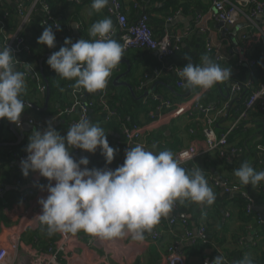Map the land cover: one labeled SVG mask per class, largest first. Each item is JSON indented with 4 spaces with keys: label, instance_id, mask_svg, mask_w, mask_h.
<instances>
[{
    "label": "crops",
    "instance_id": "obj_1",
    "mask_svg": "<svg viewBox=\"0 0 264 264\" xmlns=\"http://www.w3.org/2000/svg\"><path fill=\"white\" fill-rule=\"evenodd\" d=\"M33 1L34 0H1L0 9L12 14V18L16 19L18 23H22L23 20L27 18L23 32L27 42L34 45L36 48L32 30L43 22L44 9L40 6L35 7ZM137 1L138 0H124V12L128 19L130 21H137L145 10L150 14L151 25L157 38H161L167 30L173 34L182 36V41L179 45L181 50H179L185 55H196L198 53H202V56L208 55L206 50L203 49H205V42L209 36L214 44L220 46L221 51L224 56H226V60L232 64L233 61L240 58L245 53L244 47L253 44L254 42L252 41L256 40L257 36L260 34L255 25L264 26L263 16L255 17L253 20H250L246 16H242L239 22L230 28L224 27L221 22H217L209 17H206V19L202 21V24L199 25L196 21V17L198 14L208 12L212 8L213 1L206 11L196 14H178V12H176L172 16H169L165 12L157 11L156 8L162 5L159 1L141 0V2L138 1V3ZM91 2L92 0H74V4L60 15L59 19L61 21L63 18L69 20L67 27L62 25V28L65 33L70 35L73 42L81 38L83 39L84 32L89 36V28L94 22L105 17H110L113 23V19L108 13L110 0L108 5L100 12L91 10ZM19 6H22L24 9V14L19 12ZM169 17H171V20L168 19ZM190 18H192V20ZM244 34L248 35V39L243 38ZM112 39L120 43V37L118 35H114ZM59 43H61V41H59ZM159 63L156 51L148 49H131L122 57L118 65V70L110 81L113 82L117 75L126 72L121 81L129 83L134 92H131L127 86H114L128 89L133 95L136 90L134 85L139 83V81L140 84L141 80L144 83L145 92L152 90L156 82L157 85L155 89L152 90L150 97L156 96L161 100H165V97L170 95V86L169 84H164L162 86L158 81V77L162 74V71L158 68ZM200 63L201 58L198 61V64ZM181 65L180 67H182ZM181 89L186 90L184 96L188 95L187 92L189 89L185 87ZM97 93L98 91L95 93H88L90 94L89 98L96 97ZM193 95H201V99H204L207 103H216L221 99L232 103H238L237 101L241 99L231 93V84L229 82H223L216 84L207 91H202L199 88L192 89L191 93L188 95L189 97L187 96L188 98L174 101V103H187V100ZM228 95L230 96L229 98H227ZM68 99L71 101V95L68 96ZM44 104L45 95L40 106L43 107ZM57 109L61 110L60 103L50 98L48 108L46 109L48 112L46 114H40L37 110L25 108L24 112L21 114L20 121L27 123V120H34L35 124L33 126H36L37 130H43L47 127V121L52 120L53 127L61 135H66V126H69L66 123V116L56 115ZM112 110L115 111L114 109ZM171 114V109L162 108L156 112L153 121H150L146 116H140V120L144 124L142 126L143 140L141 143L145 145L146 150L147 148H149V150H156L157 152L169 150L174 153L181 147H186L193 142V136L189 131L197 125L198 119H194L190 116L189 112H184L177 118H173ZM115 115H117L116 111ZM61 120H65V123H60ZM88 120L93 124L98 123L105 130L109 145L117 149L115 158L108 167L114 170L119 165H122L125 159V150L128 148L117 142L118 136L112 129L107 127L106 123H108V120L105 115H103V113L98 115L89 110ZM1 121L2 118H0V143L2 144L0 145V248L6 247L9 250L10 259L14 258L15 264H26L24 263L26 259L28 262L27 264H34L36 253H45L49 248H57L64 243V239L68 234H70L72 238L68 241L67 246L65 245L66 249L63 250L61 254L64 264H166L165 261L169 246L183 238V235H181L184 231V225L181 222L183 218L187 219L188 227H190L194 233H197L200 229L201 226H199V224L205 226L207 221L212 224V227L209 228L210 232L202 236L208 238L209 241L212 242L210 243L212 246L211 248H204V251H202L203 249H201L200 245L197 250L193 248L194 244L192 241L184 240L182 250L186 254L188 264H202L219 254L225 256L226 253L223 250H228L230 247H233L231 245L232 235L242 232L243 228H246L247 225H244L242 219L239 217L241 209L237 201L241 198L242 192L226 193L223 188H221L220 185H216L215 182H219L220 179L222 180L224 177H229L231 183L241 184L239 179L235 177L233 170L239 168L245 161L252 167L258 166L259 170L264 171V155L261 152L257 153L256 149V142L264 134L263 113V115L257 119L256 123L251 126L252 136L251 140L247 142L246 149L235 154L229 160L228 167L225 165L224 161L219 160L213 153L204 155L184 167L187 170L199 168L204 177L205 174L209 175L208 178L205 177V179L209 187L215 193L216 199L213 205H198L188 201L183 203L178 201L179 209L173 214L178 218L176 225L170 226L169 224V220L172 216L168 215L167 217H162L151 232H146L144 234V239L142 241L133 240L130 235L102 240L83 231L76 234L57 232L49 235L47 226L41 224L36 218V216L41 213V205L38 201L41 198H46L48 195L46 188L41 190L39 185H47L49 181L40 176L38 172L30 170L27 177L21 172L22 156L26 153L25 146L29 142V136L32 131H24V136L20 143L13 145L11 143L16 142L17 138L10 128V121L9 123H5V125H2ZM57 121H59V123H56ZM18 122L19 121H17V123ZM17 123H15L16 130L21 131L23 125L18 126ZM218 124L223 128L230 124V122L227 121V119H222ZM196 136L201 137L200 129H198ZM149 137L160 138L162 143L161 148L147 145L146 140ZM14 149L18 151L14 152ZM70 154L73 158L76 157L77 161L81 157H87L89 159V164L87 165L89 169H100L104 167L103 163L105 164V158L101 154L99 147L95 153H89L85 150L78 149V154L75 156V149H72ZM81 167L83 168L84 166ZM51 183L54 184L55 181ZM245 187L256 198L257 205L255 204V209L264 216V203H260V200H262L260 198V193L256 190V187H253L251 184ZM248 230V234H246L247 237L244 239L241 238L242 243L254 242L255 230L250 225L248 226ZM155 232H161V237L154 240L153 236ZM14 246H17V248L14 249ZM261 251L264 250H258V253Z\"/></svg>",
    "mask_w": 264,
    "mask_h": 264
},
{
    "label": "clouds",
    "instance_id": "obj_2",
    "mask_svg": "<svg viewBox=\"0 0 264 264\" xmlns=\"http://www.w3.org/2000/svg\"><path fill=\"white\" fill-rule=\"evenodd\" d=\"M108 3L92 0L91 10L100 12ZM112 31L110 17L94 22L88 32L92 39L73 42L66 37L47 64L61 78L74 80L77 89L88 93L105 89L124 52L123 46L110 37ZM37 43L49 49L56 47L52 26L44 28ZM13 58L9 47L0 49V118L17 123L25 110V101L20 97L26 81L24 72L15 70ZM184 58L189 62L177 75L186 89L207 91L231 78V68H221L207 55L195 65L189 57ZM98 147L105 158V167L100 169H89L87 157L77 161L70 154L72 149L95 153ZM25 151L22 174L27 177L31 170L49 181L39 185L48 195L38 201L41 213L36 216L47 226L49 235L83 231L102 240L130 235L142 241L146 232L171 213L177 201L211 206L216 199L202 171L185 169L169 150L155 153L137 144L125 150L122 165L111 169L108 165L117 149L109 145L105 130L86 118L72 124L66 135L53 127L52 120L47 121L45 129L32 131ZM234 175L245 186L254 187L264 181V171H256L246 161L234 170ZM205 264H225V258L219 254ZM238 264H253V260L245 255Z\"/></svg>",
    "mask_w": 264,
    "mask_h": 264
},
{
    "label": "built area",
    "instance_id": "obj_3",
    "mask_svg": "<svg viewBox=\"0 0 264 264\" xmlns=\"http://www.w3.org/2000/svg\"><path fill=\"white\" fill-rule=\"evenodd\" d=\"M33 3L35 7L40 6L44 9L43 22L48 23L49 21H52L55 27L59 26V18L53 16L50 7L44 2V0H34ZM19 12L23 14L25 13L22 6H19ZM177 12L179 14L181 13V10ZM108 13L115 20L110 37L113 38L114 35H118L120 37V44L124 48L123 56L131 49H148L156 51L159 60L162 61V69L172 71L178 78L177 85L179 87H184V81L177 75V72L182 69V67L174 62V64L171 63L172 57H174L180 49L179 45L182 41L181 35L173 34L167 30L161 38H157L151 25L149 13H143L137 21H130L124 12V0H110ZM5 14L9 15L10 13L5 12ZM242 16H246L250 20H253L258 16L264 17V0H213L212 8L204 14H198L196 21L199 25H201L202 21H204L206 17H209L217 22H221L224 27L226 26L230 28L235 26ZM168 19L171 20V17ZM26 22L27 18H25L22 23H19L17 29L10 35L5 43V46L11 49L13 56L18 50V46L24 42L23 29ZM255 27L258 29L260 34L264 35V26L255 25ZM243 38L248 39V35L244 34ZM162 48L165 49L162 51ZM205 50L209 52L217 62H223L226 60L220 46L214 44L213 40L209 36L205 42ZM239 59L242 62L254 64V61L250 62L249 58L244 56V54ZM222 68L228 67L223 66ZM117 70L118 66L112 71L106 88L98 90V93L102 98L101 104L110 115H115V111L109 107L107 96L109 93L110 80H112L115 76ZM226 82L231 84V93L236 97L241 98L240 101H243L244 107L236 110L234 121L230 122V124L223 128L220 127L218 123L222 119H227L230 106H233L232 102L224 101L220 107H217L214 104L202 105L200 103L202 96L193 95L189 100H187V103L184 104L183 102L173 103L170 99H165L161 100V104L156 106L157 110H161L162 108L171 109V116L173 118L179 117L184 112H189V115L192 116L194 111H199L197 125L189 131L193 136V142L174 152V156L181 162L182 167H186L198 158L213 152H217L219 157L224 160H230L235 154L246 149L237 147L236 145L230 143V138L234 129L242 121L249 117V112L255 103L260 102L261 108L264 110V83L257 89L253 90L249 96H245L246 89L253 87L252 80L249 79L244 84L229 80ZM140 88H144L143 82L140 84ZM39 89L45 93L47 87H45V85H41ZM70 89L75 95L74 102L70 106H66L64 109L59 110L58 115L71 116L76 111L79 112V117L76 120H72V124L77 123L81 118L89 119V106L82 100L84 97L82 88L77 89L75 87H70ZM154 98L158 97L155 96ZM146 101L147 99H144V102ZM154 117L155 115L153 118ZM23 123L24 121H19L17 125L22 126ZM27 123L34 125L35 121L27 120ZM142 129L143 128L141 126H124L123 138L125 141L123 142L117 140V142L121 145L127 146V148H131L137 144H140L145 148V145L141 143L143 140ZM198 129H200L201 137L196 136ZM256 149L257 153L261 152L264 155V134L256 142ZM77 154L78 149H75V156H77ZM26 155L27 153L22 156V159L26 158ZM74 159L77 160L76 157ZM215 184L220 185L226 193L242 192V196L249 201L248 211L254 209L255 202L246 194V191L243 190L240 185L231 183L227 178H222V180L220 179V181L217 183L215 182ZM260 187L264 192V181L260 182ZM178 209L179 202L177 201L170 213L172 215L169 220L170 226L176 225L178 221L177 216L173 215L178 211ZM181 222L184 225V231L183 234H181L183 235V238L169 246L168 253L166 255V264H188L186 254L182 250L184 240L195 242L198 237H202L205 234L204 227H201L197 233H194V231L188 227L187 219L183 218L181 219ZM258 223H264V216L261 214L259 215ZM160 237L161 232H155L153 239L155 240ZM71 238L72 236L68 234L64 239V243L57 248H49L45 253H36V260L34 264H64L61 254L62 251L66 249L65 245L67 246V243ZM16 248L17 246H14V249ZM211 260L212 259H209L207 261L210 262ZM205 262L203 264H205ZM225 262L229 264L228 259H225ZM0 264H15V259H10L9 250L6 247L0 248ZM231 264H238V261Z\"/></svg>",
    "mask_w": 264,
    "mask_h": 264
},
{
    "label": "trees",
    "instance_id": "obj_4",
    "mask_svg": "<svg viewBox=\"0 0 264 264\" xmlns=\"http://www.w3.org/2000/svg\"><path fill=\"white\" fill-rule=\"evenodd\" d=\"M141 2V0H138ZM137 1V3H138ZM159 1L162 5L157 9L159 12H165L169 16L174 15L177 11L181 10L182 14H196L202 11H206L210 5L212 4L213 0H153ZM44 2L50 7L53 16L56 18H60V15L69 9L70 6L74 4V0H44ZM150 15V14H149ZM113 19V18H112ZM151 21V20H150ZM69 20L67 18H63L62 21L59 19V30L57 31L56 27L54 26L52 21L48 23L42 22L37 28L32 30V34L36 43V48L34 45L27 42V39L23 32L24 42L20 46H18V50L14 55L13 63L15 70L24 72L25 74V81H26V89L25 92L21 95V99L24 101L32 102L38 106L42 104L43 98L45 93H43L39 88L41 85H45L48 87L50 91V98L51 100H55L61 105V109L70 106L75 99V95L73 94L70 87H74V80H68L61 78L50 66L47 64V59L49 56L54 52L58 51L61 46L64 45V40L66 37L71 38L68 33L63 31L62 25L67 27ZM113 23L115 24V20L113 19ZM19 23L16 19L12 18V14L6 15L4 10L0 9V49L5 47V43L7 42L10 35L17 29ZM52 26L53 31L56 35V47L53 49H49L47 45H42L37 43V38L42 34L45 27ZM85 40L92 39L88 36L85 32L83 33ZM61 41V43H59ZM253 44L244 47V56L248 57L250 62L254 61V64H249L242 62L239 58L235 61L229 63L227 60L223 62H216L213 56L207 52V56L212 59L213 62L220 65L222 68L223 66H227L231 68V78L229 81L238 82L244 84L247 80H252L253 87L247 88L245 91V96H249L253 90L257 89L261 84L264 83V35L259 34L256 40H253ZM181 50V49H180ZM180 50L176 53L174 57L171 59V63H176L182 67L188 63L189 61L185 60V56L190 58V62L194 65L198 64L199 59L202 57V53H198L196 55H185ZM205 50V49H203ZM182 54V55H181ZM226 57V56H225ZM158 68L162 70V74L158 77V81L160 85L169 84L170 86V95L166 96L165 99H170L173 103L174 101L183 100L188 98L184 96L186 90H182L183 87L177 86V76L172 71H167L162 69V61L159 60ZM173 63V64H174ZM30 64V65H26ZM231 64V65H230ZM29 68L31 70H29ZM142 83V80H141ZM135 93L134 95L128 89H122V87L114 86L112 82L109 84V94L107 96V102L109 106L114 109L117 113L115 116H110L105 107L101 104L102 98L100 94L97 93L96 97H90L86 90H83L84 97L82 100L89 106V110L92 112L97 113L98 115H105L106 119L108 120L107 127L112 129L115 134H117V140L125 141L123 138V127H133V126H143L144 124L140 120V116H146L148 119L153 121L156 116V106L161 104V99L146 96L142 97L145 92L144 88H140V81L139 83L134 85ZM71 95V101L68 99V96ZM85 98V99H84ZM147 99L146 102L143 100ZM238 103H233V106H230V110L227 116V121L232 122L234 121V116L236 114V110L242 109L243 101H237ZM202 105L206 104H214L217 107H220L224 100L221 99L216 103L213 102H205L204 99L200 100ZM60 109L56 110V115L58 114ZM39 111L40 114H46L48 111ZM199 111H194L192 117L194 119H199ZM264 110L261 108L260 102L254 104L253 108L249 112V117L242 121L233 131L230 143L236 145L240 148H246L247 142L251 140V126L256 123L257 119L262 116ZM79 117V112H75L71 116H66V123L69 126H66L68 129L71 124L72 120H76ZM104 118V116H103ZM102 118V119H103ZM105 119V118H104ZM6 118H2V125L5 123H9ZM147 120V121H149ZM147 145L154 146L155 148H161V139L160 138H147ZM153 143V144H152ZM166 144V143H165ZM148 146V147H149ZM26 147V146H25ZM3 149V148H2ZM155 153H158L156 150H149ZM18 151L14 149V152ZM5 152V150H4ZM174 154V153H173ZM216 157L224 161L225 165L228 167L229 160H224L219 157L217 152H213ZM104 167L105 164L103 163ZM226 167V168H227ZM256 171L259 170L258 166L253 167ZM233 169V168H232ZM234 171V170H233ZM209 175L205 174V177L208 178ZM227 178V177H224ZM229 180V177L227 178ZM209 180V179H208ZM212 182V181H211ZM240 185L245 191L248 196H250L256 204V198L246 189L245 186ZM256 190L260 193V203H264V192L261 190L260 184L256 185ZM240 206L239 208L241 211L239 212V217L242 219L244 225L246 224V228H243L242 232L235 233L232 235V246L228 250H223L226 254L224 256L225 259H228L229 264L234 263L236 261H240L245 255L249 256L253 260V264H264V251L258 253V250H264V223H258L259 215L261 214L254 209L248 211V204L249 201L246 200L243 196L239 198L237 201ZM257 205V204H256ZM262 215V214H261ZM251 226L255 230L254 234V242H245L242 243L241 238H246V234H248V226ZM199 226L204 227L206 229L205 234H208L209 228L212 227L208 221L205 223V226L199 224ZM200 227V228H201ZM183 234V233H182ZM215 236V235H214ZM215 238V237H214ZM213 240V239H212ZM219 242V241H218ZM203 243V244H202ZM212 242L209 241L208 238L198 237L195 242H193L194 249L198 250V247L201 245L202 251L204 248H211ZM203 264V263H202ZM225 264H227L225 262Z\"/></svg>",
    "mask_w": 264,
    "mask_h": 264
},
{
    "label": "water",
    "instance_id": "obj_5",
    "mask_svg": "<svg viewBox=\"0 0 264 264\" xmlns=\"http://www.w3.org/2000/svg\"><path fill=\"white\" fill-rule=\"evenodd\" d=\"M145 12H146V11L144 10L143 13H145ZM198 13H199V11H198ZM190 19L192 20V18H190ZM221 24H222V23H221ZM125 74H126V72L123 73V74H119V75H117V76L114 78V80H113L112 83H113V85H117V86H127V87L129 88V90H131V92H134L132 86H131L129 83L124 82V81H121V79L123 78V76H124ZM159 83H160V82H159ZM217 84H218V83H217ZM156 85H157V83L155 82V84L153 85L152 90L155 89ZM152 90L147 91V92H144V94L142 95V97L150 96V94L152 93ZM191 91H192V89H189V91L187 92V94L189 95V94L191 93ZM86 95H88V93H86L85 96H86ZM188 95H186V96H188ZM229 97H230V96L228 95L227 98H229ZM84 99H85V98H84ZM49 100H50V91H49V89H48V87H47V89H46V91H45V104H44L43 107L38 106V105H36V104H34V103H32V102L25 101V108H31L32 110H35V111H36V110H41V111H43V110H46V109L48 108ZM61 122H62V123H65V120H61L60 123H61ZM56 123H59V121H57ZM10 128H11L12 132L15 134V136H16V138H17V141H16V142L11 143V144H13V145H16V144H19V143H20L22 137L24 136V131H33L34 129H37L36 126L30 125V124H28V123H24V124H23V127H22V130H21V131H17L16 128H15V123H14V122H10ZM0 145H2V144L0 143ZM170 216H172V215L170 214Z\"/></svg>",
    "mask_w": 264,
    "mask_h": 264
},
{
    "label": "rangeland",
    "instance_id": "obj_6",
    "mask_svg": "<svg viewBox=\"0 0 264 264\" xmlns=\"http://www.w3.org/2000/svg\"><path fill=\"white\" fill-rule=\"evenodd\" d=\"M24 263H26V264L28 263V262H27V259L24 261Z\"/></svg>",
    "mask_w": 264,
    "mask_h": 264
}]
</instances>
